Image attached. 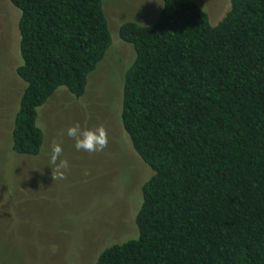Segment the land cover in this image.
<instances>
[{
    "label": "trees",
    "instance_id": "16d2710c",
    "mask_svg": "<svg viewBox=\"0 0 264 264\" xmlns=\"http://www.w3.org/2000/svg\"><path fill=\"white\" fill-rule=\"evenodd\" d=\"M161 1L153 24L119 29L135 51L122 123L153 171L138 237L94 264H264V0H231L216 26L194 0ZM11 2L25 84L12 149L35 157L39 109L62 88L83 98L113 38L103 0Z\"/></svg>",
    "mask_w": 264,
    "mask_h": 264
},
{
    "label": "rangeland",
    "instance_id": "374dc122",
    "mask_svg": "<svg viewBox=\"0 0 264 264\" xmlns=\"http://www.w3.org/2000/svg\"><path fill=\"white\" fill-rule=\"evenodd\" d=\"M213 26L226 16L231 0H194ZM112 46L89 77L86 95L65 88L39 109L45 143L38 156L12 149V130L25 84L21 64L20 12L0 0V264H94L108 247L138 237L142 187L153 175L133 148L122 123L125 74L135 51L119 36L128 21L153 24L161 0H103ZM104 126L102 152L75 149L68 127ZM53 142L62 156L51 159ZM67 160L68 168L59 167ZM55 177V179L53 178Z\"/></svg>",
    "mask_w": 264,
    "mask_h": 264
},
{
    "label": "clouds",
    "instance_id": "9594fccd",
    "mask_svg": "<svg viewBox=\"0 0 264 264\" xmlns=\"http://www.w3.org/2000/svg\"><path fill=\"white\" fill-rule=\"evenodd\" d=\"M69 138L75 141V149L87 153L102 152L108 145V133L104 126L96 128H81L79 123L70 126L66 130ZM63 149L60 143L53 142L51 146V159L53 163L62 156ZM60 168L67 169V160H60ZM55 179V177L53 176Z\"/></svg>",
    "mask_w": 264,
    "mask_h": 264
}]
</instances>
